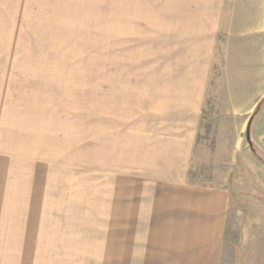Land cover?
<instances>
[{
  "label": "rangeland",
  "instance_id": "rangeland-1",
  "mask_svg": "<svg viewBox=\"0 0 264 264\" xmlns=\"http://www.w3.org/2000/svg\"><path fill=\"white\" fill-rule=\"evenodd\" d=\"M226 4L207 71L185 72L162 0H0V264H264V0ZM180 176L226 193L215 246L164 231Z\"/></svg>",
  "mask_w": 264,
  "mask_h": 264
},
{
  "label": "crops",
  "instance_id": "crops-1",
  "mask_svg": "<svg viewBox=\"0 0 264 264\" xmlns=\"http://www.w3.org/2000/svg\"><path fill=\"white\" fill-rule=\"evenodd\" d=\"M162 2V9L164 10V12L161 11L160 23L162 35L178 38L185 34L192 38V43L185 47L191 51L190 53L180 54L177 52V57H194L192 64H182L184 71H207V67L210 65L209 58L213 55L210 39L220 30L221 24H225V17H228L225 10H223L227 6L226 0H162ZM238 8L243 9L242 7ZM257 8L255 1L252 15L255 14L253 11H256ZM165 10L172 15L167 16ZM253 23L257 25L256 20ZM256 25L250 30V33L258 31ZM186 32L191 35L189 36ZM172 51L174 49L168 48L164 50L168 54ZM172 88L176 89V94L179 96L178 100L183 101V103L185 101L190 105H197L196 99L203 91L204 80L202 77H199L192 81H178L174 85L172 83ZM186 89H193L194 92L189 94L184 93L183 90ZM192 136L193 133H189L185 136L182 135L180 139L177 137V142L183 147L182 167L187 163L186 160L190 153ZM167 143L169 146V141ZM159 144V146H154L155 151L167 154L164 148H162L165 142L161 141ZM179 151L181 152V150ZM169 153H175V150L169 149ZM181 175L183 176L182 173ZM174 182H176L173 184L176 188L173 190L177 194L175 193L176 195H171L166 199L168 201L167 205L171 207L170 210H172L173 215L169 216V223L167 224L170 228L164 231L177 233L181 244L180 248H193L195 247L193 243L202 242L201 238L195 241L193 234L203 229V233L207 232L204 239L212 241V246H215L219 241L223 219L225 218L226 193L216 190L199 192L186 185L185 180L181 176L176 181L174 180ZM184 184L188 186L187 191H181L186 188ZM179 232H182L183 236H179ZM182 243L184 244L183 247Z\"/></svg>",
  "mask_w": 264,
  "mask_h": 264
},
{
  "label": "water",
  "instance_id": "water-1",
  "mask_svg": "<svg viewBox=\"0 0 264 264\" xmlns=\"http://www.w3.org/2000/svg\"><path fill=\"white\" fill-rule=\"evenodd\" d=\"M259 106H260V104L257 105V108ZM255 112H256V110H255ZM253 117H254V114H251V116L247 120L246 127H245V139L248 142L250 148H252V141L250 139V127H251V123H252ZM239 257H237L238 258V262H240L239 261Z\"/></svg>",
  "mask_w": 264,
  "mask_h": 264
},
{
  "label": "bare ground",
  "instance_id": "bare-ground-1",
  "mask_svg": "<svg viewBox=\"0 0 264 264\" xmlns=\"http://www.w3.org/2000/svg\"><path fill=\"white\" fill-rule=\"evenodd\" d=\"M29 58L25 59V60H28ZM30 61V60H29ZM31 61H34V60H31ZM35 62V61H34ZM20 65V64H19ZM36 65V64H35ZM26 67V66H25ZM34 69V68H33ZM28 70V69H27ZM31 73V72H30ZM42 119V118H41ZM42 124V122H41ZM35 127H39V125H35ZM1 149V148H0ZM2 150V149H1ZM24 184V183H23Z\"/></svg>",
  "mask_w": 264,
  "mask_h": 264
}]
</instances>
